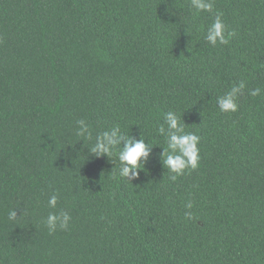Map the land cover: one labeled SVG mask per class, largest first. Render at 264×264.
Masks as SVG:
<instances>
[{"label":"trees","instance_id":"1","mask_svg":"<svg viewBox=\"0 0 264 264\" xmlns=\"http://www.w3.org/2000/svg\"><path fill=\"white\" fill-rule=\"evenodd\" d=\"M213 6L0 0V264H264V0ZM217 11L227 45L204 39ZM168 111L200 137L198 167L175 181ZM114 126L152 146L131 182L115 153L88 150ZM61 212L69 227L49 234Z\"/></svg>","mask_w":264,"mask_h":264},{"label":"clouds","instance_id":"2","mask_svg":"<svg viewBox=\"0 0 264 264\" xmlns=\"http://www.w3.org/2000/svg\"><path fill=\"white\" fill-rule=\"evenodd\" d=\"M191 7L198 14L200 12H213V0H191ZM223 13L215 12L214 20L207 28L204 39L212 46L217 43L227 45L229 39L235 35L234 31H227V27L222 20ZM227 32V34H226ZM245 83L240 81L231 91L226 92L222 97L217 98L219 110L222 113L236 112L238 105L236 103L237 95L242 93ZM252 96L260 94V89L256 88L250 93ZM182 118L173 111L164 114L163 123L158 127V133L167 138V147L161 148L160 159L163 166L170 172V180L175 181L182 175L186 169H196L199 163L198 143L200 137L192 132L185 130V123ZM77 136L91 139V132L88 124L83 120L76 121ZM118 149V151H117ZM152 146L147 144L140 136L139 139L128 134L125 135L119 126H114L110 130L103 131L95 137V142L88 148L89 153L96 158L106 156L110 159L115 153L119 162L118 175L131 182L138 177L141 165L147 162ZM111 160V159H110ZM57 203V196H50L48 205L54 208ZM191 202L186 207L192 208ZM188 219L192 218L191 212L185 213ZM16 211L9 213V218H15ZM71 217L67 212H61L59 215L50 213L45 221L49 234L54 232L57 227L67 229Z\"/></svg>","mask_w":264,"mask_h":264}]
</instances>
